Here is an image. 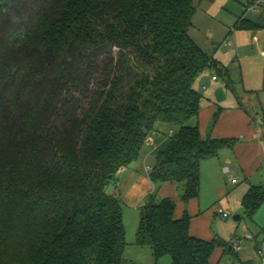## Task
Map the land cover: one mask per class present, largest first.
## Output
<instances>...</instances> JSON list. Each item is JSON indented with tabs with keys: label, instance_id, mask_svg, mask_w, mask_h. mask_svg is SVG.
<instances>
[{
	"label": "trees",
	"instance_id": "obj_1",
	"mask_svg": "<svg viewBox=\"0 0 264 264\" xmlns=\"http://www.w3.org/2000/svg\"><path fill=\"white\" fill-rule=\"evenodd\" d=\"M194 11L192 0H0V264H123L122 206L106 188L156 124L171 131L149 178L198 198L201 162L234 140L197 125L194 83L217 62L189 36ZM154 197L135 243L156 260L213 264L226 250ZM263 202L264 183L241 206L252 220Z\"/></svg>",
	"mask_w": 264,
	"mask_h": 264
},
{
	"label": "rangeland",
	"instance_id": "obj_2",
	"mask_svg": "<svg viewBox=\"0 0 264 264\" xmlns=\"http://www.w3.org/2000/svg\"><path fill=\"white\" fill-rule=\"evenodd\" d=\"M192 1L195 11L188 30L189 36L217 62L213 66H206L195 80L194 88L201 94V103L209 100L229 108L239 102L244 104L248 114L255 120V138H261L258 142L263 150L264 0L254 5V0ZM241 18L255 26L239 28L236 23ZM116 52L117 49L113 48V53ZM161 132L168 135L170 126L162 124ZM250 156L251 150L244 146L235 153L224 149L219 156L220 167L218 165L215 168L214 160H203L200 164L198 200H194L193 204L190 201L186 205L184 203V208L191 212L188 211L191 214L189 227L191 224L192 229L208 240L216 238L226 244L225 251L222 246L214 248L211 255L213 264H233L238 258L261 264L259 251L264 252L261 245L263 236L241 206L247 182L239 179L238 165L247 163ZM232 179L236 181L235 184H232ZM113 183L111 181L109 186ZM158 185L155 187L158 188ZM157 193L154 191L150 195L159 201L162 198ZM143 204L139 209L122 205L127 243L122 256L123 264H171L169 255L156 260L149 246L135 243L139 220L137 211ZM218 210L226 212L228 216L221 217ZM233 215H239V219L234 220ZM236 238L238 249L228 250Z\"/></svg>",
	"mask_w": 264,
	"mask_h": 264
},
{
	"label": "crops",
	"instance_id": "obj_3",
	"mask_svg": "<svg viewBox=\"0 0 264 264\" xmlns=\"http://www.w3.org/2000/svg\"><path fill=\"white\" fill-rule=\"evenodd\" d=\"M250 24L255 26L252 22H250ZM216 113H218L217 119L212 123V118ZM197 125L202 138L213 137L234 140L231 147L221 149L217 157L210 159L214 160L215 168H217L218 165L220 167L219 156L224 149H228L229 152L234 151L235 153L238 152V149L246 146V148L251 150L249 161L247 163L241 162L242 165H238L239 179L247 182L244 194L251 185H260L264 183V149L262 150L260 143L258 142L261 138L258 140L255 138V132L257 131L255 120L248 114L244 104L239 102V104L229 108L209 100L202 103L200 101ZM161 129L162 124H156L155 131L143 145L137 159L117 173L113 180V185H108L106 191L119 198L121 206L128 205L130 208L138 209L150 194L157 191L158 197L169 198L174 202V218H181L186 212L191 221V212L184 208V203L186 205L190 201L191 204H193L194 200L196 201L198 198L183 202L181 200V187L176 182L168 181L159 183L158 185V183L153 182L149 178V171L155 162V154L159 149H162L165 146L168 140L169 134L166 135V137L165 134L161 132ZM151 143L153 144L152 147H150ZM224 170L226 171L227 169L225 168ZM235 183L236 181L232 179V184ZM155 185H158V188H156ZM137 212L139 214V210ZM252 221L263 236V239L261 240L263 248L264 202L254 213ZM189 232L194 237L208 240L192 229L191 224ZM237 261L250 263L248 261H241L239 258Z\"/></svg>",
	"mask_w": 264,
	"mask_h": 264
},
{
	"label": "built area",
	"instance_id": "obj_4",
	"mask_svg": "<svg viewBox=\"0 0 264 264\" xmlns=\"http://www.w3.org/2000/svg\"><path fill=\"white\" fill-rule=\"evenodd\" d=\"M263 0H254L253 1V5L254 4H260ZM216 77L215 76H212V79H215ZM221 217L225 218L227 217V213L224 212V211H221V210H218L217 212ZM249 237V236H248ZM232 249H238L239 247V243H238V239H234L232 242H231V246H230ZM259 258H260V263L261 264H264V252L263 251H259ZM233 264H252V263H243V262H239V261H235Z\"/></svg>",
	"mask_w": 264,
	"mask_h": 264
},
{
	"label": "water",
	"instance_id": "obj_5",
	"mask_svg": "<svg viewBox=\"0 0 264 264\" xmlns=\"http://www.w3.org/2000/svg\"><path fill=\"white\" fill-rule=\"evenodd\" d=\"M233 219L234 220H238L239 219V215H233Z\"/></svg>",
	"mask_w": 264,
	"mask_h": 264
}]
</instances>
